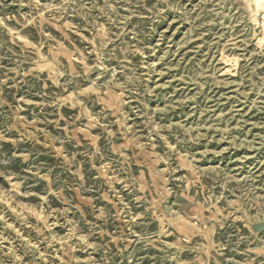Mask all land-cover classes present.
Returning a JSON list of instances; mask_svg holds the SVG:
<instances>
[{
    "label": "rangeland",
    "instance_id": "374dc122",
    "mask_svg": "<svg viewBox=\"0 0 264 264\" xmlns=\"http://www.w3.org/2000/svg\"><path fill=\"white\" fill-rule=\"evenodd\" d=\"M0 264H264V9L0 0Z\"/></svg>",
    "mask_w": 264,
    "mask_h": 264
},
{
    "label": "bare ground",
    "instance_id": "6f19581e",
    "mask_svg": "<svg viewBox=\"0 0 264 264\" xmlns=\"http://www.w3.org/2000/svg\"><path fill=\"white\" fill-rule=\"evenodd\" d=\"M253 12L258 13L264 9V0H250Z\"/></svg>",
    "mask_w": 264,
    "mask_h": 264
}]
</instances>
